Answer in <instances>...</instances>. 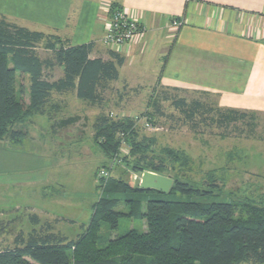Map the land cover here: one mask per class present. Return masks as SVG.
<instances>
[{
	"label": "crops",
	"instance_id": "1",
	"mask_svg": "<svg viewBox=\"0 0 264 264\" xmlns=\"http://www.w3.org/2000/svg\"><path fill=\"white\" fill-rule=\"evenodd\" d=\"M107 4L137 19L144 30L118 53L124 63L108 87L130 93L155 87L199 91L210 94L218 109L264 115V0H0V15L28 30L54 34L72 46L91 43L90 58L108 59L112 49L101 43ZM175 20L181 23L178 28L171 26ZM61 76L60 69L57 77L49 75V79ZM25 95L27 106V91ZM105 103L81 101L75 91L53 92L42 112L16 126L25 134L20 142L0 141V175L5 176L0 178V209L10 211L6 221L13 222L18 214L28 220L35 215L38 224L29 222L28 232L47 224L50 232L69 240L83 232L91 215L85 222L81 208L61 192L78 190L75 169L81 158L94 150L106 158L93 139L96 119L106 115ZM78 105L88 108L77 111ZM87 111L94 117L83 135L77 127L86 120ZM74 117V122L61 124ZM31 140L35 147L27 145ZM63 143H69L70 150L61 149ZM104 164L91 172L92 194L96 171ZM96 201L89 204L91 214ZM62 224L70 229L60 230Z\"/></svg>",
	"mask_w": 264,
	"mask_h": 264
},
{
	"label": "trees",
	"instance_id": "2",
	"mask_svg": "<svg viewBox=\"0 0 264 264\" xmlns=\"http://www.w3.org/2000/svg\"><path fill=\"white\" fill-rule=\"evenodd\" d=\"M40 45L51 53L50 58L38 56ZM92 47L91 43L72 46L56 35L28 30L0 15V141L20 142L25 134L16 126L42 112L53 92L75 91L77 99L90 103L102 100V92L117 80L124 59L113 51L108 59L90 58ZM55 68L61 69L62 76L50 80L46 72ZM17 74L20 80L28 78L27 106ZM162 100L170 101V97L164 94ZM171 104L189 122L200 108L198 102L188 104L183 99H171ZM239 112L218 109L217 126L227 128L236 120L229 116H241ZM75 120L68 118L61 124ZM93 129L94 143L107 160L118 159L117 164L133 174L162 175V163L144 164L146 155L133 165L126 162L141 151L134 142L131 119L102 114ZM123 145L126 155L121 153ZM215 188L214 183L205 190L173 179L169 192L163 194L134 189L111 176L99 179V197L76 239L50 232L48 224L25 235L20 231L11 247L0 249V264H264V209L215 200ZM122 219L138 220L143 226L140 230L127 226L110 237ZM29 222L37 225V217L30 215Z\"/></svg>",
	"mask_w": 264,
	"mask_h": 264
},
{
	"label": "rangeland",
	"instance_id": "3",
	"mask_svg": "<svg viewBox=\"0 0 264 264\" xmlns=\"http://www.w3.org/2000/svg\"><path fill=\"white\" fill-rule=\"evenodd\" d=\"M46 35L55 36L54 34ZM36 53L41 59L51 57V53L46 51L42 45L37 47ZM59 71V68H55L46 73L57 77ZM19 80L17 74V81ZM20 82L26 93L28 78L23 77ZM114 87L110 85L102 92V100L106 102L102 111L112 119L123 117L131 119L135 128L134 142L141 145V151L129 156L126 162L133 165L141 155H146L147 159L143 163L153 162L156 165L162 163L161 174L166 177L178 179L193 188L205 190L211 189V184L214 183L217 187L213 190L215 200L249 203L264 209V115L239 112L241 116H229L230 119L236 120L230 122L227 128H220L217 126L218 108L214 98L208 93L162 87L145 91L135 89L130 93L126 90H115ZM164 94L170 97V101L162 100ZM25 96L24 94V101ZM171 99H183L188 104L192 102L200 104L192 122H189L172 106ZM87 108L84 105H78L76 110L86 111ZM93 117L94 112L87 111L86 120L82 119L78 124V131L84 130L83 135L85 131H89ZM145 124H148L149 128ZM191 126L194 130L190 128ZM69 140H74V138H66V141ZM68 144L63 143L61 149L70 150ZM27 145L35 147L36 144L31 140L27 142ZM76 146H78L77 143ZM50 148V144L45 147L48 152L51 151ZM71 148H75L74 143ZM121 153L127 154L124 145ZM99 155L98 151L94 150L87 157L80 159L75 169L79 182V188L75 193L61 192L62 197L66 195L67 201L81 208L80 215L86 220L85 222L91 215L89 204L95 202L100 194L94 189L92 194L89 184L92 177L91 172L101 162L104 161L105 164L96 171L97 184L98 173L102 169L107 170L109 176L123 179L131 186L134 182V174L121 164H117L118 159L110 161ZM0 178L3 180L5 176L0 175ZM69 194H72V197H69ZM0 210V249H3L12 246L14 235L22 229L26 234L30 223L22 214L15 216L18 220L14 223L6 221L9 219L6 214L10 211ZM8 223L12 225L9 226ZM80 225V223L77 224L78 233ZM141 225L143 226L138 220L122 219L119 229L110 237L124 232L127 226L140 230ZM59 229L68 231L70 226L65 227L62 224Z\"/></svg>",
	"mask_w": 264,
	"mask_h": 264
},
{
	"label": "built area",
	"instance_id": "4",
	"mask_svg": "<svg viewBox=\"0 0 264 264\" xmlns=\"http://www.w3.org/2000/svg\"><path fill=\"white\" fill-rule=\"evenodd\" d=\"M181 25L178 21H172L171 26L178 28ZM140 22L128 15L121 8L112 4L105 6L104 34L101 39L103 46L112 49L115 53L126 51L143 33ZM149 128L148 124H145ZM109 176L107 170H100L99 179H106Z\"/></svg>",
	"mask_w": 264,
	"mask_h": 264
},
{
	"label": "water",
	"instance_id": "5",
	"mask_svg": "<svg viewBox=\"0 0 264 264\" xmlns=\"http://www.w3.org/2000/svg\"><path fill=\"white\" fill-rule=\"evenodd\" d=\"M173 184V179L150 171H139L134 174L133 188L139 190H156L167 194Z\"/></svg>",
	"mask_w": 264,
	"mask_h": 264
}]
</instances>
